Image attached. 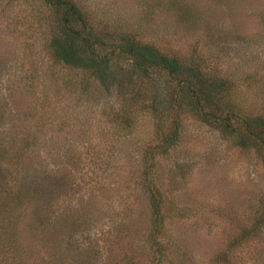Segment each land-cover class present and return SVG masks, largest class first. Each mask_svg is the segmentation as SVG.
<instances>
[{
	"label": "rangeland",
	"instance_id": "1",
	"mask_svg": "<svg viewBox=\"0 0 264 264\" xmlns=\"http://www.w3.org/2000/svg\"><path fill=\"white\" fill-rule=\"evenodd\" d=\"M75 1L91 23L108 24L112 34L130 32L211 76L229 79L240 109L264 114V0ZM47 14L37 0H0V143L10 139L14 145L0 158L1 169L10 170L13 160L22 174L30 169L48 176L38 179L41 186L49 179L40 199L23 200L11 220L18 240L29 247L23 259L29 264H264V166L254 149L232 145L187 112L178 144L152 160L150 174L167 209L158 256L149 238L148 194L135 170L144 152L137 144L121 150L110 174L106 160L97 163V149L100 157L113 156L116 132L103 110L115 104L114 88H98L86 100L53 85L46 47L55 22ZM32 112L43 115V129L36 142L23 146L22 132L36 120L28 115ZM162 127L151 118L138 131L156 140ZM77 221L89 229L69 238ZM106 242L113 243L109 257ZM89 243L98 250L97 260Z\"/></svg>",
	"mask_w": 264,
	"mask_h": 264
},
{
	"label": "trees",
	"instance_id": "2",
	"mask_svg": "<svg viewBox=\"0 0 264 264\" xmlns=\"http://www.w3.org/2000/svg\"><path fill=\"white\" fill-rule=\"evenodd\" d=\"M37 1L46 6L48 14L52 13L55 22V29H50L47 37L46 47L51 58L49 71L53 85L62 92L76 91V98L84 96L86 100L98 88L103 91L114 88L115 104L103 110L105 118L116 132L115 136H112L115 138L112 145L113 156L109 154L103 156V159L100 157L102 151L97 149L95 158L97 163L107 161L105 171L110 174L109 168L121 158V150L137 144V148L144 152L135 170L138 171L141 186L148 194L151 211L149 238L153 250L157 251L160 257L167 209L163 192L161 193L150 174L154 168L152 160L156 158V154L167 153L169 148L178 144L186 112L216 128L222 138L231 140L232 145L254 149L263 166L264 114L250 115L240 109L235 101L236 90L229 79L211 76L200 69L197 63L168 54L156 43L140 41L130 32L112 34L107 28L108 24L98 26L93 21L91 23L75 0ZM28 115L32 116V119L36 117V120L32 127H27L22 132L21 139L25 143L23 146L28 142H36L43 129V115L38 112ZM151 118H157L163 124L157 137H154L156 140H146L138 131L142 130L143 125L146 126ZM29 131L33 138L29 137ZM9 140L7 145L0 143V158L4 156L3 153L11 151L14 147ZM121 140H125V143H121ZM1 160L0 264H29V260L23 259L27 256L29 247L18 240L11 220L15 208L20 206L23 200L31 201L36 196L40 199L44 188L49 185V179L46 185L41 186L38 179L48 177L43 175L44 171L43 177L40 176L41 171L36 176L29 173L30 169H25L22 174L19 164L13 160L10 161L13 165L11 169L6 168L7 171L3 173ZM46 196L48 197L47 194L44 197ZM262 215L264 217V207ZM80 224L83 226L80 227ZM85 224L75 222L74 226L79 228L72 230L68 237L89 229L88 226L84 227ZM129 227L128 230L134 229L130 225ZM93 246L94 244L89 243L88 248L93 250L97 260L98 250ZM112 247V242H106L108 257ZM159 260L156 259L158 263Z\"/></svg>",
	"mask_w": 264,
	"mask_h": 264
}]
</instances>
